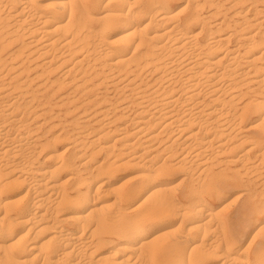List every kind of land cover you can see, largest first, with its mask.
<instances>
[{
  "label": "bare ground",
  "instance_id": "obj_1",
  "mask_svg": "<svg viewBox=\"0 0 264 264\" xmlns=\"http://www.w3.org/2000/svg\"><path fill=\"white\" fill-rule=\"evenodd\" d=\"M216 257L264 264V0H0V264Z\"/></svg>",
  "mask_w": 264,
  "mask_h": 264
},
{
  "label": "rangeland",
  "instance_id": "obj_2",
  "mask_svg": "<svg viewBox=\"0 0 264 264\" xmlns=\"http://www.w3.org/2000/svg\"><path fill=\"white\" fill-rule=\"evenodd\" d=\"M208 9V8H207ZM207 9H205L206 11V13L209 11V9L207 10ZM255 117H253V116H250L249 118H248V120H247V123L245 124V126H248V125H252V124H255ZM251 123V124H250ZM64 146V147H63ZM64 148H65V144H63V145H61V147H60V151H62V150H64ZM129 169V168H128ZM127 169V170H128ZM125 170V169H124ZM124 170H122L121 172H119V176H121V178H123L122 180H125V179H127V178H130L131 177V175H132V172H131V169H130V171L128 172V171H124ZM124 173V174H123ZM179 173V172H178ZM176 174L175 175V178H174V182H179L181 179V177L183 176V172L182 173H179V174ZM31 183L30 182H28V181H25L24 182V184H21L22 186H20L19 188H21L20 190H19V193H20V196H21V194L23 193L24 194V192H26V190H28V189H26V188H29V185H30ZM241 185V186H240ZM28 186V187H27ZM231 186V187H230ZM238 186V187H237ZM24 187V188H23ZM243 188H244V186L241 184V183H232V182H225L223 185H222V187H221V189H222V191L224 192V194L225 195H229V197L227 198V200H226V202L228 201V200H230L232 197H235L236 195L238 196L239 194H240V192L243 190ZM24 189V190H23ZM22 191V192H21ZM22 194V195H23ZM19 195V194H18ZM177 224V223H176ZM248 225H250V224H246L245 226L246 227H248ZM166 229H167V231H169V229H168V227H166V226H164V225H162V227H160L159 229H156L153 233H152V237H154V235H156L157 234V236L158 235H160L161 233H163V232H166ZM244 229V228H243ZM161 231V232H160ZM163 231V232H162ZM160 232V234H158ZM156 237V236H155ZM214 259V258H213ZM219 259V260H218ZM215 260V261H214ZM214 260H212V261H214V264H217L218 262V264H220L221 263V261H220V257H216ZM217 260V261H216Z\"/></svg>",
  "mask_w": 264,
  "mask_h": 264
}]
</instances>
